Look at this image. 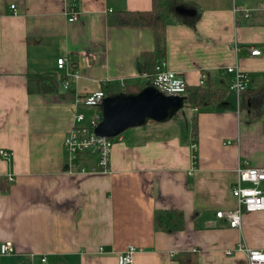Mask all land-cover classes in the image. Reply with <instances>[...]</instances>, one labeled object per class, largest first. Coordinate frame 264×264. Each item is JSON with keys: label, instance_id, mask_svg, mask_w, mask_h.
<instances>
[{"label": "crops", "instance_id": "crops-1", "mask_svg": "<svg viewBox=\"0 0 264 264\" xmlns=\"http://www.w3.org/2000/svg\"><path fill=\"white\" fill-rule=\"evenodd\" d=\"M183 1L195 15H172L163 60L188 86L212 85L225 91L223 98L191 106L188 128L169 119L120 134L107 172L92 171L96 159L84 154L79 164L87 172L70 173L63 141L74 113L78 108L87 120L97 111L76 108V99L103 85L125 92L146 82L140 56L154 49L152 28L110 25L108 17L149 10L152 2L0 0V149L10 152L9 161L0 156V243L12 241L16 249L0 264H118L129 245L136 247L133 264H179L181 253L192 264H246L239 243L264 252V210L244 211L239 229L215 216L237 205L231 193L237 167L264 168V112L248 108L252 89L263 82L264 0ZM72 6L75 21L68 19ZM60 56L69 60L64 70L56 67ZM234 64L249 77L240 95L229 89L226 67ZM73 71L79 77L64 89L61 81ZM41 73L56 75V91H28V75ZM260 187L264 192V180ZM163 209L181 210L184 227L155 230L154 212ZM228 249L235 251L226 255Z\"/></svg>", "mask_w": 264, "mask_h": 264}, {"label": "built area", "instance_id": "built-area-1", "mask_svg": "<svg viewBox=\"0 0 264 264\" xmlns=\"http://www.w3.org/2000/svg\"><path fill=\"white\" fill-rule=\"evenodd\" d=\"M12 13H16L15 5H10ZM234 12H240L238 8ZM68 19L75 21L78 17V10L70 7L68 11ZM244 17L249 16V10L243 11ZM251 55H260L258 48L249 47ZM69 60L66 56H60L56 60V67L64 70ZM226 72L232 76L229 89L236 95H240L248 87L249 77L243 72L237 64L226 67ZM79 77L77 71L66 73L61 84L64 89H68L72 82ZM141 77L145 84L154 86L167 95L183 96L187 88V83L182 74L166 66L164 60L157 62L153 72L143 71ZM202 82V81H201ZM121 86H125L121 82ZM107 94L103 89L86 93L78 97L75 101L76 108L79 105L86 107H94L97 109L87 120L85 115L78 108L74 113L72 127L64 138V148L68 154L67 171L87 172L85 167L79 164L82 155H93L96 159L95 166L92 168L94 172H107L110 163V151L116 140H120V135L113 137L100 136L95 132V127L101 120L100 104ZM196 110V109H195ZM262 129L264 132V121H262ZM196 145L192 143V170L195 167ZM0 156L9 161L10 152L7 149H0ZM237 178L232 187L231 193L236 200V207L227 211H216L215 216L224 219L231 228H241L243 212H254L264 210V192L260 187V183L264 180V168L242 166L237 167ZM8 182L14 180L13 175L6 176ZM136 247L129 245L118 255V264H133V255ZM237 251L243 250L246 254V264H264V252L257 249L246 248L242 243L236 246ZM16 249L12 241L6 240L0 243V256L12 255ZM235 250H225L226 255L233 254ZM44 261L45 258H42Z\"/></svg>", "mask_w": 264, "mask_h": 264}, {"label": "trees", "instance_id": "trees-1", "mask_svg": "<svg viewBox=\"0 0 264 264\" xmlns=\"http://www.w3.org/2000/svg\"><path fill=\"white\" fill-rule=\"evenodd\" d=\"M152 5L149 10L143 11H114L108 17L110 25H129V26H148L153 30L154 49L144 52L140 56L143 69L153 72L157 62L163 60L165 56V27L172 23L174 8L179 5L186 6L183 0H151ZM106 94L121 92L118 87H107L103 85ZM148 85H128L125 92H137ZM58 80L53 73L31 74L27 77V88L29 92L48 93L56 91ZM250 94L248 108L256 115L264 112V72L263 82L255 87ZM225 91L214 88L212 85H191L187 86L183 94L184 101L190 106L204 108L223 98ZM190 130L193 136L196 135L197 119L196 116L190 118ZM196 137V136H195ZM155 230L172 233L184 227V214L179 209L155 210L153 217ZM179 264H192L193 258L190 254L181 253L177 256Z\"/></svg>", "mask_w": 264, "mask_h": 264}, {"label": "water", "instance_id": "water-1", "mask_svg": "<svg viewBox=\"0 0 264 264\" xmlns=\"http://www.w3.org/2000/svg\"><path fill=\"white\" fill-rule=\"evenodd\" d=\"M174 13L193 17L195 10L179 5L174 8ZM183 101V96L167 95L154 86H145L137 92L106 95L100 104L101 120L95 132L100 136L113 137L148 121H167L174 116Z\"/></svg>", "mask_w": 264, "mask_h": 264}, {"label": "rangeland", "instance_id": "rangeland-1", "mask_svg": "<svg viewBox=\"0 0 264 264\" xmlns=\"http://www.w3.org/2000/svg\"><path fill=\"white\" fill-rule=\"evenodd\" d=\"M175 16L178 17V15H175ZM179 17L187 18L184 16H179ZM188 18H190V17H188ZM191 109H192L191 106L186 101H183V104L176 110L174 116L171 118L172 122H174V123L177 122L178 125L179 126L182 125V127L184 129L188 128L189 115L192 113ZM189 128H190V126H189ZM131 129L132 128L127 129V130L123 131L121 134L125 135V133Z\"/></svg>", "mask_w": 264, "mask_h": 264}, {"label": "bare ground", "instance_id": "bare-ground-1", "mask_svg": "<svg viewBox=\"0 0 264 264\" xmlns=\"http://www.w3.org/2000/svg\"><path fill=\"white\" fill-rule=\"evenodd\" d=\"M118 135H120V134H118ZM117 136V135H116Z\"/></svg>", "mask_w": 264, "mask_h": 264}]
</instances>
